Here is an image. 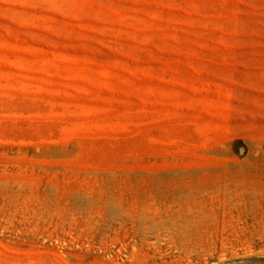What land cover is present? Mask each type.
Here are the masks:
<instances>
[{
  "label": "rangeland",
  "instance_id": "1",
  "mask_svg": "<svg viewBox=\"0 0 264 264\" xmlns=\"http://www.w3.org/2000/svg\"><path fill=\"white\" fill-rule=\"evenodd\" d=\"M0 264H264V0H0Z\"/></svg>",
  "mask_w": 264,
  "mask_h": 264
}]
</instances>
